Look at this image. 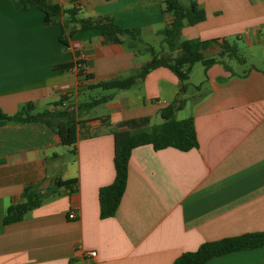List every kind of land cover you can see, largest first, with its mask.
<instances>
[{
    "label": "crops",
    "instance_id": "1",
    "mask_svg": "<svg viewBox=\"0 0 264 264\" xmlns=\"http://www.w3.org/2000/svg\"><path fill=\"white\" fill-rule=\"evenodd\" d=\"M53 1L77 7L81 17L135 30L138 47H152L159 60L181 54L170 51L162 34L173 21L165 0ZM191 1L206 20L185 24L181 40L216 39L203 54L218 60L208 69L193 66L186 104L175 114L194 119L198 147L135 148L119 210L102 219L99 193L116 176L114 132L150 130L164 121L162 111L180 90L172 70L157 67L131 89L95 97L113 96L81 114L75 153L46 124L0 126V264H173L203 243L264 232V0H181ZM59 30L46 24L42 11H18L11 0H0L5 114L16 115L28 103L37 112L53 109L63 95L76 103L95 99H86L100 90L90 85L136 75L155 59L137 54L127 37L98 29L78 32L66 48ZM225 43L237 47L244 63L222 55ZM79 52L90 80L75 69ZM56 178L77 180V191L61 188L21 221L4 222L8 209L24 201L26 187L44 193ZM207 264H264V246Z\"/></svg>",
    "mask_w": 264,
    "mask_h": 264
},
{
    "label": "trees",
    "instance_id": "2",
    "mask_svg": "<svg viewBox=\"0 0 264 264\" xmlns=\"http://www.w3.org/2000/svg\"><path fill=\"white\" fill-rule=\"evenodd\" d=\"M18 11L39 10L45 15L46 24H57L59 26V41L67 48L71 39L80 31L98 29L104 35H119L129 39V47L137 54L151 53L154 61L145 65L133 76L125 79L97 82L89 86L90 90L100 89L103 91L128 90L145 79L155 68L164 66L172 70L178 77L180 90L178 97L162 111L163 122L153 126L150 130H127L114 132L115 158L114 165L116 176L111 185L103 187L99 193L100 217L108 219L114 217L119 210L124 196L129 172V162L132 151L142 145H152L155 150L175 148L186 152L197 148L198 137L193 118L176 120L175 114L182 110L186 104L184 99L189 87L190 74L196 63H202L206 69L218 62L215 58H206L203 51L212 46L216 39L181 40V32L185 24L196 25L206 20V12L196 2L191 1L188 6L182 4L181 0H165L164 12L173 16L170 28L165 29V42L170 51L180 50L181 54L171 60H159L152 47L139 48L138 34L133 29H126L117 25L112 19L105 21L92 17H81L80 11L73 6L65 8L53 0H11ZM244 63L235 45H222V55ZM78 55V54H77ZM85 65V62H84ZM83 70V69H82ZM78 71L79 78L91 79L92 76ZM107 95L89 101L76 103L72 95H63L53 109L47 108L37 112L33 103L26 104L16 115L10 116L0 110V126L8 123H30L39 122L46 124L61 139L62 145L73 147L76 152V144L79 138L81 126L80 116L89 112L97 106L105 104L112 99ZM26 187L23 193L24 201L12 205L7 212L4 222L6 224L21 221L26 214L40 207L50 196L57 195L61 188L76 192L77 180L54 179L53 187L42 193L34 188ZM264 246V232L247 233L236 237L224 238L218 241L203 243L195 252L182 254L173 264H207L214 258L225 256L240 251H251Z\"/></svg>",
    "mask_w": 264,
    "mask_h": 264
},
{
    "label": "built area",
    "instance_id": "3",
    "mask_svg": "<svg viewBox=\"0 0 264 264\" xmlns=\"http://www.w3.org/2000/svg\"><path fill=\"white\" fill-rule=\"evenodd\" d=\"M74 49L79 50L80 46L74 45ZM84 59H85V55L82 52H79V54L75 58V69H76V71H80V70L85 68ZM75 217H76L75 213H71L70 218L74 219ZM90 256L93 258H96L97 253L95 251H92L90 253Z\"/></svg>",
    "mask_w": 264,
    "mask_h": 264
},
{
    "label": "rangeland",
    "instance_id": "4",
    "mask_svg": "<svg viewBox=\"0 0 264 264\" xmlns=\"http://www.w3.org/2000/svg\"><path fill=\"white\" fill-rule=\"evenodd\" d=\"M103 93H107V92L102 91V90L90 91L89 94L86 95L87 96L86 99L98 97L102 95Z\"/></svg>",
    "mask_w": 264,
    "mask_h": 264
}]
</instances>
